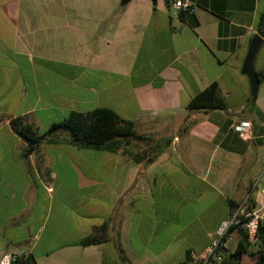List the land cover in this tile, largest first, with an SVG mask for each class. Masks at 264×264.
I'll return each instance as SVG.
<instances>
[{"label":"crops","instance_id":"crops-1","mask_svg":"<svg viewBox=\"0 0 264 264\" xmlns=\"http://www.w3.org/2000/svg\"><path fill=\"white\" fill-rule=\"evenodd\" d=\"M197 1L208 7L194 27L166 0H0V260L24 250L37 264H188L244 202L263 204L264 79L253 103L242 68L264 0ZM98 66L107 83H84ZM254 67L264 75V43ZM213 83L227 108L188 110ZM126 85L131 122L159 156L129 146L95 156L89 175L62 151L49 156L65 138L29 154L11 127L51 126ZM105 223L104 242L81 245ZM228 239L233 253L239 231ZM257 251L252 242L239 264H256Z\"/></svg>","mask_w":264,"mask_h":264},{"label":"trees","instance_id":"trees-1","mask_svg":"<svg viewBox=\"0 0 264 264\" xmlns=\"http://www.w3.org/2000/svg\"><path fill=\"white\" fill-rule=\"evenodd\" d=\"M191 1L197 7H208L197 0ZM166 2L171 9L172 0H166ZM180 17L182 19L189 17V23L194 27L198 26V21L194 14L182 12L180 13ZM257 33L264 39V11L258 20ZM258 76L262 82L264 75L258 72ZM187 108L190 111L224 110L227 108V104L218 95V84L213 83L209 88L198 93L189 102ZM10 124L12 129L27 143L26 152L29 154L37 151L43 143L50 145L60 143L61 140H64L63 137L61 138L62 135L67 136L65 138L67 144L82 150L116 154L121 150H126L133 142L143 143L148 146V151L144 152L148 156H159L165 150L160 145L152 146L151 142H153V139L151 137L138 134L133 122L123 119L114 110L109 108H97L87 113L71 112L64 120L52 124L43 135L39 133L38 129L26 125L24 119L21 117L12 119ZM107 228V223L96 228L94 234L84 239L81 245L88 247L104 242L106 240ZM232 229L239 231L242 240L235 252L229 253L227 251L224 253V264H239L251 245L248 234L241 224L234 225ZM257 237L256 244L258 245V251L256 254V264H264V227L260 229ZM17 264H37V262L32 256H29Z\"/></svg>","mask_w":264,"mask_h":264},{"label":"rangeland","instance_id":"rangeland-1","mask_svg":"<svg viewBox=\"0 0 264 264\" xmlns=\"http://www.w3.org/2000/svg\"><path fill=\"white\" fill-rule=\"evenodd\" d=\"M38 7V6H37ZM126 8V7H123ZM103 28V27H102ZM102 43H100L101 46ZM144 56L146 55L143 54ZM144 56L142 58H144ZM98 75L100 77V85H105L107 83V70L103 66H98L96 70H90L87 69L84 71V83L87 84H93V81L91 79V75ZM87 79L88 82L85 80ZM140 77L134 79L135 84H138L140 82ZM101 87V86H100ZM130 85H126L124 87L117 88L115 91H109V92H100L97 95H88V98L90 99V102L86 103L84 102L83 105L80 108V112L87 113L91 112L97 108H109L114 110L120 117L127 121H133L136 120L138 117V106L136 105L134 99L131 98L130 94ZM69 114H67L68 116ZM59 115V119H63L62 117H67ZM50 125V124H49ZM45 125L41 126L39 128V133L41 135L45 134L50 126ZM63 138H67L66 135H62ZM65 141V140H64ZM132 143L130 146L131 150L133 152H137V146L141 143L137 144ZM151 145L154 146L153 142H151ZM49 156H57L58 151H62L65 156H67V159L69 162L74 163L81 168H83L85 171L88 172L90 175L91 170L89 169L90 166L94 165V157L95 156H105L104 152H97L92 150H82L75 147H72L71 145L67 144L66 141L57 145L56 147H52ZM148 151V146H146V149L144 152ZM142 153V152H141ZM170 153H168L166 156H169ZM142 155V154H141ZM148 156L147 154H145ZM95 164H100L99 162Z\"/></svg>","mask_w":264,"mask_h":264},{"label":"built area","instance_id":"built-area-1","mask_svg":"<svg viewBox=\"0 0 264 264\" xmlns=\"http://www.w3.org/2000/svg\"><path fill=\"white\" fill-rule=\"evenodd\" d=\"M197 5L191 0H172L171 10L175 14L188 12L189 14H196ZM251 129V124L243 122L236 127V130L242 136ZM263 204L259 208H251L247 202H244L237 208L230 220L223 222L217 231L216 237L213 239L211 245L205 250L203 256L193 258L188 264H209L215 260L223 262L224 253L228 251V235L230 229L234 225L241 224L242 228L248 234L250 243L257 242L258 233L264 227V185L262 188ZM29 256L27 251H19L17 253H6L2 256L0 264H17L20 260Z\"/></svg>","mask_w":264,"mask_h":264},{"label":"water","instance_id":"water-1","mask_svg":"<svg viewBox=\"0 0 264 264\" xmlns=\"http://www.w3.org/2000/svg\"><path fill=\"white\" fill-rule=\"evenodd\" d=\"M132 0H122V6H126L129 4ZM158 0H152L153 4L156 5ZM264 43V40L260 35L254 36V38L251 41L248 55L246 57V60L244 62L243 68H242V73L246 75L252 86V98H253V103L256 102L257 97H258V92L260 89L261 81L258 76V73L254 67L255 59L257 57V54L259 53L262 45Z\"/></svg>","mask_w":264,"mask_h":264}]
</instances>
